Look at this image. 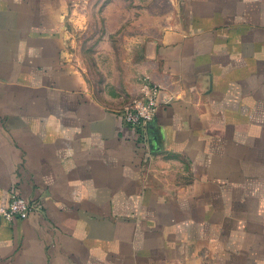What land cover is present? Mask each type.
Returning <instances> with one entry per match:
<instances>
[{
    "label": "crops",
    "instance_id": "1",
    "mask_svg": "<svg viewBox=\"0 0 264 264\" xmlns=\"http://www.w3.org/2000/svg\"><path fill=\"white\" fill-rule=\"evenodd\" d=\"M73 0H0V264H264V0H177L145 143L65 48Z\"/></svg>",
    "mask_w": 264,
    "mask_h": 264
},
{
    "label": "rangeland",
    "instance_id": "2",
    "mask_svg": "<svg viewBox=\"0 0 264 264\" xmlns=\"http://www.w3.org/2000/svg\"><path fill=\"white\" fill-rule=\"evenodd\" d=\"M177 0H73L65 20V48L92 95L121 112L159 86L155 57L160 36L177 26Z\"/></svg>",
    "mask_w": 264,
    "mask_h": 264
},
{
    "label": "built area",
    "instance_id": "3",
    "mask_svg": "<svg viewBox=\"0 0 264 264\" xmlns=\"http://www.w3.org/2000/svg\"><path fill=\"white\" fill-rule=\"evenodd\" d=\"M158 107V88L151 87L138 101L133 102L119 113L122 125L134 133L139 142L145 143L147 131L155 119ZM40 204L24 199L15 186L9 190L7 206L0 207V223H12L26 218L30 212L40 209Z\"/></svg>",
    "mask_w": 264,
    "mask_h": 264
}]
</instances>
